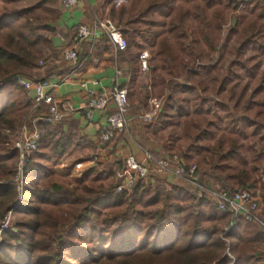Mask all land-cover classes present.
I'll use <instances>...</instances> for the list:
<instances>
[{
  "label": "trees",
  "instance_id": "obj_1",
  "mask_svg": "<svg viewBox=\"0 0 264 264\" xmlns=\"http://www.w3.org/2000/svg\"><path fill=\"white\" fill-rule=\"evenodd\" d=\"M18 2L0 0V264H264L259 224L239 216L229 227L231 214L211 194L258 190L264 203V1L131 0L128 9L129 19L147 24L141 35L170 82L183 78L200 91L186 121L206 189L200 197L192 186L140 181L118 192L113 171L99 165L61 174L60 161L83 140L43 121L34 123L40 139L18 177L17 149L5 130L24 123L32 99L17 77L45 80L36 61L59 15L45 1ZM229 17L239 59L223 76V55L213 52ZM247 50L254 55L241 59ZM187 57L200 66L190 67Z\"/></svg>",
  "mask_w": 264,
  "mask_h": 264
},
{
  "label": "crops",
  "instance_id": "obj_2",
  "mask_svg": "<svg viewBox=\"0 0 264 264\" xmlns=\"http://www.w3.org/2000/svg\"><path fill=\"white\" fill-rule=\"evenodd\" d=\"M130 3L131 0H80L77 5L63 9L60 1L55 0L59 15L52 22L53 32L48 35L50 46L42 52L45 64L38 67L36 72L45 79L47 93L60 106L70 104L72 107L54 126L61 131H73L82 138V145L75 148L70 155L76 150H86L84 154L87 156L84 155L85 157L81 159L77 157L74 163L79 167L84 166V169L99 165L100 168L113 170L127 155L142 159L144 150H150L156 156L168 154L165 153L163 147L165 137L161 141L152 138L154 131H150V124L155 122L142 118V114L146 111L144 109L146 105L148 106L147 96L142 91L148 87L149 76L153 74L152 61L149 58L153 46L141 36L147 24L143 21L129 19ZM94 16L110 17L116 24L126 21L123 32L125 37L130 34L133 36L132 46L128 43L127 51L116 52L103 35L97 38H86L78 44L76 65L66 62L63 59V52L72 47V39L78 26H91ZM143 51H147L148 64L152 66L145 74L140 70L139 60V55ZM115 69L121 71L119 81L128 90L129 123L117 133L112 141L102 143L99 139V132L101 125L105 122L106 111H95L89 119L84 117L83 107L87 92L81 83L85 82L87 88L95 90L108 88L115 78ZM28 95L30 96V93ZM34 109H36L34 120H40L45 107L39 106ZM31 123L30 126L33 127L35 122ZM155 181L165 182L166 187L168 182L180 184L178 181L181 180L169 175L158 179L149 177L145 182Z\"/></svg>",
  "mask_w": 264,
  "mask_h": 264
},
{
  "label": "built area",
  "instance_id": "obj_3",
  "mask_svg": "<svg viewBox=\"0 0 264 264\" xmlns=\"http://www.w3.org/2000/svg\"><path fill=\"white\" fill-rule=\"evenodd\" d=\"M63 9H69L79 3L80 0H59ZM100 35L106 37L110 46L116 52L124 51L128 47V40L122 29L110 17L94 16L91 26H78L73 39L72 47L63 52V59L76 65L78 61L77 47L80 41L86 38H97ZM148 53L143 51L139 55L140 70L146 73L149 70ZM39 67L45 63L38 61ZM121 71L115 69V78L108 88L95 90L87 88L85 82L81 86L86 88L87 99L83 107V115L86 119L92 117L95 111H106V118L100 127L99 139L102 143L112 141L117 133L127 127L128 119V90L119 81ZM17 83L23 86L30 93L34 107L44 106L45 111L40 120L46 124H55L62 120L66 112L72 109L70 104L59 105L54 98L46 91L45 81H34L23 76L17 77ZM148 84V88H150ZM148 109L142 114L143 119L153 120L161 109V100L156 96L148 97ZM11 136L12 147L18 153V177L21 178L23 168L28 161L29 155L36 150L40 139V132L36 127L23 123L17 130H5ZM117 178L116 191H126L137 182H145L148 178H163L173 176L181 179L186 185L196 188V195L202 196L206 190L199 182L197 176V164H184V158L179 153L167 155H154L150 150L143 151V158L137 159L133 155L125 156L121 162L112 170ZM146 183V182H145ZM215 197L217 207L231 214L230 226L237 217H243L247 221L258 223L264 232V218L261 216L262 204L257 191H233L223 190L220 192L211 191ZM227 228L226 230H228Z\"/></svg>",
  "mask_w": 264,
  "mask_h": 264
},
{
  "label": "rangeland",
  "instance_id": "obj_4",
  "mask_svg": "<svg viewBox=\"0 0 264 264\" xmlns=\"http://www.w3.org/2000/svg\"><path fill=\"white\" fill-rule=\"evenodd\" d=\"M42 1H45V6L47 8L51 10L56 9L55 0H19V2L17 3V6L26 7V6L34 5ZM125 23L126 21L118 22L122 31L124 29ZM121 26H123V28ZM232 26H233L232 18L229 17L226 23L224 24L223 29L220 33V42H219L218 50L213 52V55L215 58L218 57L219 55H223L222 62L217 66L218 73L223 76L228 75V73L232 71L233 67H231V63L239 59L237 56V52H236V49L239 46L238 45L239 43H237L236 41L237 39L236 35H230V32H229V28ZM132 37L133 36H131V34L130 36H126V38L129 39L128 43H130V46H132V40H131ZM142 38L145 39L146 42L151 44V42L148 41L145 37L142 36ZM130 49L131 51L133 50L132 47H130ZM153 54L154 53L152 50L149 56V58H151V61H152L151 65L153 66L152 68L153 74L151 73L149 76L150 88L146 87V90L142 91V93L146 94L147 96V103H148L149 96L158 97L162 103L161 111H159L160 113H158L157 116L155 117L156 119L150 120L151 122H155V123L150 124V131H154L152 138H154L157 141H161L162 138L165 137V140L163 141L165 143L163 145L165 153H168V154L173 153V152L179 153L184 157V159L188 155H193L191 163H196L198 166L199 163L195 159V156H194V152L192 149L193 144L190 138V134H188L187 132V129L190 128V126H188L186 121L192 118L190 113L192 114V108L196 101V97L200 95V91L198 89L196 90L191 89L192 84L190 82H186L183 78H179L177 80H174L173 82H170V80H172L173 77L171 76L172 74H170L169 69L166 66H163L157 63L156 60L153 59ZM251 55H254V52L247 50L245 51V53L242 54L241 59L247 60ZM42 57L43 56H40L38 60H41ZM38 60L36 61L37 63H38ZM185 61H188V63L190 64V67L191 66L197 67V65L200 63V61L198 60L193 62L191 61V59L189 60L188 57L185 59ZM152 66H150L149 64V70ZM263 67H264V57L261 56V64L259 66V70H262ZM238 71L241 72V69L239 70L238 68ZM245 80H246L245 77H243L240 82L243 83ZM207 95H212V94L209 92L207 93ZM179 105L187 106L188 110H185V111L182 109L179 110L178 109ZM34 108L35 107L32 101V105L29 109V112L26 115V117L23 119L24 123L29 122L31 119L37 125L38 121H40V120H34V118H31L32 110ZM147 109H148V106L146 105L144 111ZM36 127L38 128V126ZM9 139L11 141V136H9ZM84 152H86V150L85 151L76 150L72 155L70 154L66 155L60 161L58 165V171L61 174H69V176L80 175L82 171L86 170L84 169V166L79 167L78 165L73 164V166L68 169V165H70L72 161L77 159V157L81 159L82 157L87 156L86 154H84ZM87 153L89 155V152ZM178 182L181 185L186 186V188L190 187L189 185H186V183L183 182L182 180ZM17 183L19 185V191L21 192L22 180H17ZM153 184H161L165 187L164 185L165 182H162V181H155L153 182ZM173 184H176V183L168 182L166 184L167 189H170V187H172ZM263 208H264V203H262V209ZM7 222H8V217L5 223L2 225V227L6 226Z\"/></svg>",
  "mask_w": 264,
  "mask_h": 264
}]
</instances>
